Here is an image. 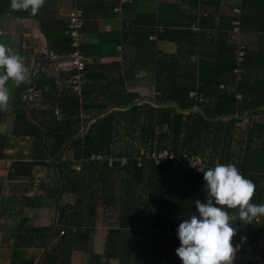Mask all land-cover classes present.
I'll list each match as a JSON object with an SVG mask.
<instances>
[{
	"label": "trees",
	"instance_id": "trees-1",
	"mask_svg": "<svg viewBox=\"0 0 264 264\" xmlns=\"http://www.w3.org/2000/svg\"><path fill=\"white\" fill-rule=\"evenodd\" d=\"M45 3L35 16L13 11L11 0H0V11L36 20L47 51L68 56L75 49L65 35L67 20L52 18ZM69 3L85 17L80 35L92 28L96 41L80 45L91 60L80 93L68 83L59 90L54 78L40 72L26 96L37 91L41 104H55L52 111L43 112L44 120L36 119L35 108L19 105L15 111L13 133L33 135L35 143L32 160L13 163V174L30 177L35 166L46 167L39 186L53 200L47 226L23 221L17 254L33 261L25 250L36 240L41 256L34 264H78L87 255L88 264H182L177 230L197 213L196 200L207 203L204 171L234 164L256 185L252 203L264 204V0H127L119 11L113 0ZM127 11L133 15L125 17ZM104 16L120 27L99 30ZM163 44L173 49L165 52ZM123 46L134 50L129 65L99 63L118 56ZM136 67L151 69L154 94L148 101L139 102L124 87ZM76 73L64 75L68 81ZM161 150L178 159L199 157L202 170H174L171 161L154 165L141 154ZM98 205L118 213L103 255L88 241L95 232L88 217ZM235 228L239 264H264V241L254 257L264 240V217Z\"/></svg>",
	"mask_w": 264,
	"mask_h": 264
},
{
	"label": "crops",
	"instance_id": "crops-1",
	"mask_svg": "<svg viewBox=\"0 0 264 264\" xmlns=\"http://www.w3.org/2000/svg\"><path fill=\"white\" fill-rule=\"evenodd\" d=\"M65 1L57 0L56 3H49L52 18L67 20L65 16H62L60 9V3ZM156 1L152 0L155 3ZM166 1L175 3L178 0ZM47 4L45 3V5ZM220 10L221 12L228 11L224 6H221ZM127 12L125 17L133 15L132 11ZM117 23L116 19L104 16L98 18L97 27L99 30H109L112 27H120ZM91 30L92 28L88 33L80 35L82 44L89 45L96 41L95 34ZM251 41L255 42L254 37H251ZM23 43H26V48H23ZM0 44H4L17 53L29 70V82L18 86L11 80L8 82L6 86L10 95L9 105L6 110H0V264H34L41 256L36 249V240H33L32 246H28L29 248L25 250L26 256L34 257L35 261L17 254L18 237L23 235L19 234L20 226L23 221H26L28 226H47L52 216L53 200L46 198V191H42L39 186L40 179L45 175L46 167L35 166L30 177L13 174V163H29L32 160L33 144L35 143L33 135L14 134L13 122L15 111L19 105H25L29 110L35 108L37 114L40 115V117L35 115L37 120L47 118L45 115L52 111V105L55 104L51 105L48 101L41 104V98L37 91L34 90L33 94L29 93L27 96L26 92L32 90L33 80L35 82L40 72V74L54 78L60 90L62 85L67 83L64 72L68 71L64 69L63 65L66 56H57L47 51L46 40L40 32L36 20L21 19L9 12L0 11ZM170 48L173 49L167 44L160 46V49L165 52ZM117 51L118 56L102 58L99 63L129 65L134 50L131 47L123 46ZM151 73L150 68L136 67L130 78L124 81L125 89L137 93L140 96L139 101H148L154 94V79ZM33 97H36L38 102L33 101ZM55 111L58 114L59 109L56 108ZM43 112H46L45 115ZM47 173L51 175L53 172Z\"/></svg>",
	"mask_w": 264,
	"mask_h": 264
},
{
	"label": "clouds",
	"instance_id": "clouds-1",
	"mask_svg": "<svg viewBox=\"0 0 264 264\" xmlns=\"http://www.w3.org/2000/svg\"><path fill=\"white\" fill-rule=\"evenodd\" d=\"M45 0H11L13 11L35 16ZM17 86L29 82L23 59L0 44V110H6L9 81ZM207 203L195 201L197 213L180 222L176 255L182 264H234L239 245L233 246L237 222L252 224L264 217V204L252 203L256 185L245 178L234 164H217L203 172ZM226 209L234 210L231 214ZM243 242V238H242Z\"/></svg>",
	"mask_w": 264,
	"mask_h": 264
},
{
	"label": "built area",
	"instance_id": "built-area-1",
	"mask_svg": "<svg viewBox=\"0 0 264 264\" xmlns=\"http://www.w3.org/2000/svg\"><path fill=\"white\" fill-rule=\"evenodd\" d=\"M118 1L117 8H115V11L120 10L121 4L125 3L127 0H113ZM85 23V17L81 10L75 9L73 13H71L67 18V28L65 30V35H67L70 38L71 41V47L75 50L72 51L68 56H66V61H64V69L68 71L76 70L77 73L71 77L67 83L70 85V87L73 89V91L80 93L81 85L84 84V72L83 69H85V66L90 62V59H88L83 51L80 49L81 41H80V30L83 27ZM234 34V33H233ZM23 48H26V43L22 44ZM117 49H121V47H118ZM238 56L239 60H241V57L243 56L242 50H238ZM190 96H194V92H190ZM145 156L146 159H151L154 162V165H159L161 162L165 161H171V167L172 169L176 170L180 165L181 167H189L192 169L197 168L198 170H202L203 163L202 159L199 157H186L183 158H175V154L173 151L170 150H161L159 152H153V153H145L141 152ZM99 158V157H95ZM139 161H143L142 158L139 157ZM138 163L137 166L141 167L142 164Z\"/></svg>",
	"mask_w": 264,
	"mask_h": 264
},
{
	"label": "rangeland",
	"instance_id": "rangeland-1",
	"mask_svg": "<svg viewBox=\"0 0 264 264\" xmlns=\"http://www.w3.org/2000/svg\"><path fill=\"white\" fill-rule=\"evenodd\" d=\"M156 1V0H155ZM160 2L161 0H157L156 2ZM60 9H61V14L62 16H65L66 18H68V16L74 12V7L72 5V3H69V0L60 3ZM47 6H49V3L47 4ZM233 36L231 35L229 39H231ZM87 57V56H86ZM89 59V57H87ZM140 102V101H139ZM144 102V101H141ZM246 125V120L242 121V124L240 125L241 128L245 127ZM85 131L82 130V132L80 134H82ZM173 153L175 154V152L173 151ZM117 210H113L112 208H103L101 205H98L96 207V210L94 212V214L89 215L88 217V225L89 227H91L95 232L90 236L89 238V246L90 248H92L91 250L99 255H103L104 253V243H105V239H106V235H107V231L108 228L111 225H115L116 224V220H117ZM264 240H261L259 242V244H257L254 250V257L257 258L259 255V251H260V247L261 244L263 243ZM81 264H88V255L87 256H83L81 257ZM240 262V255L237 253L236 254V258L234 260V264H239Z\"/></svg>",
	"mask_w": 264,
	"mask_h": 264
}]
</instances>
